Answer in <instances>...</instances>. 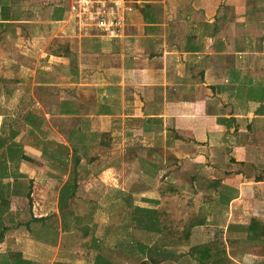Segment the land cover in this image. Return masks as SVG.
Masks as SVG:
<instances>
[{"label": "crops", "instance_id": "obj_1", "mask_svg": "<svg viewBox=\"0 0 264 264\" xmlns=\"http://www.w3.org/2000/svg\"><path fill=\"white\" fill-rule=\"evenodd\" d=\"M70 1L0 0V156H20L0 158V261L53 264L62 225L107 208L130 252L112 262L136 264L134 207H156L165 181L205 200L204 222L166 246L179 264L215 238L235 262L264 264V235L247 237L252 217L264 228V0H130L114 38L77 34ZM32 183L52 189V210L33 211ZM25 198L20 219L11 201ZM82 224L76 264H92L90 239H103Z\"/></svg>", "mask_w": 264, "mask_h": 264}, {"label": "trees", "instance_id": "obj_2", "mask_svg": "<svg viewBox=\"0 0 264 264\" xmlns=\"http://www.w3.org/2000/svg\"><path fill=\"white\" fill-rule=\"evenodd\" d=\"M0 144L2 141L0 140ZM7 158L14 160L18 155L15 150L5 152ZM0 156V158L5 157ZM6 158V157H5ZM15 160H19L17 157ZM6 168L0 167V176L7 175L4 171ZM0 185V193L3 192ZM154 190L158 193L157 206L154 208L134 207L133 219L137 224L138 234H142L147 240H153L151 245H148L144 240L133 236L137 242L134 247L139 250L141 258L136 264H179L172 257L169 251L164 252L162 258L155 255L163 252V249L168 244H177L187 241L192 227L201 225L204 222V215L200 212L199 207L205 200L200 198L197 193L187 192L171 183L165 181L154 182ZM62 202L59 201V208L62 207ZM252 217L248 224L247 237L251 239H259L264 235V228L260 227ZM129 235V232H126ZM2 233L0 232V240ZM145 242V243H144ZM96 239H90V245L95 249L98 247ZM99 250V249H98ZM150 250V251H149ZM149 251V253H148ZM186 254L194 260L193 264H239L235 262L226 251V243L222 238H215L205 242L193 244L189 246ZM17 253H9L8 257L15 256L12 261L9 259L8 264H34L30 260L19 259ZM1 262V261H0ZM53 264H66L60 260H56ZM92 264H113L108 257L100 253L95 255Z\"/></svg>", "mask_w": 264, "mask_h": 264}, {"label": "rangeland", "instance_id": "obj_3", "mask_svg": "<svg viewBox=\"0 0 264 264\" xmlns=\"http://www.w3.org/2000/svg\"><path fill=\"white\" fill-rule=\"evenodd\" d=\"M63 39L64 38H56L55 40L52 41L51 44L53 45V47H55V46H63L64 45V43H63L64 40ZM32 122H34V120H32ZM18 127H19V124H18ZM34 137L35 136H30L32 141L34 140ZM20 143H21V141L17 142L16 144H20ZM19 152L22 153L21 150ZM17 155H18V151H17ZM18 157H20V156H18ZM65 157H66V155H65ZM25 158L27 159V158H31V157L30 156H26ZM32 185H34V183L31 184V189H33L32 190L33 195L31 197V204L35 205L33 207V211L38 214L40 212H47L50 209L52 210V208H54V203H55V199L53 198V196H51L52 195V189L50 188V192H46L45 193V197L41 198V197H39V194L43 193L42 188L39 185L37 187H32ZM25 188L26 187H25L24 181H23L19 186H17V184L16 185L13 184V189L12 190H16L17 189L19 191L24 192ZM61 197L62 196L59 195L58 199H59V201L62 202L63 200H61ZM62 199H64V198H62ZM96 200H98V199H96ZM23 201L25 203H19V201L15 202L14 200L11 201L12 204H16V206H18V209H19L18 213L21 214L19 216H24V217H20V219L25 218V217L27 218L29 216L28 211H27L28 208H27V200H26V198L23 199ZM99 202H100V200H99ZM96 205H97V209L98 208H102V207H98V203H96ZM96 205L94 206V209H95ZM39 208H40V211H39ZM66 208L67 207L65 205L64 209H66ZM79 210L80 209H78L77 212ZM64 211L66 212L67 215H65V213H64L63 214L64 219H63L61 214H60L59 221H61V224H63L64 222L67 221V217L69 215V213H68L69 211L67 209L64 210ZM64 211H62V212H64ZM72 212H73V210H70V214ZM10 214L13 217H16V216L13 215L12 212ZM73 215H72V219L70 218L68 220V222L71 225H76L77 224L76 227H75V231L73 233L72 232L67 233L68 231L65 230L63 225H62L61 230H60L61 232H64L62 234V244L60 243V248L57 251V255H58V258H59L60 261L66 263V264H76L77 261H82L84 259L85 253H84V245H83V243H84L85 239L88 240L89 238H88V235L85 234L86 230L83 232V230H84L83 228H85L86 225L83 226L82 222L87 223V226L88 225H94L95 226L94 227L95 234H97V236H98V237L97 236L96 237L103 239V242H102L101 246L98 245V247L96 249H94V248L91 249V250L94 251L93 252V254H94L93 258H95V255L97 253H100L103 256L106 255L109 258L110 261H112V260L114 261V256H116L117 254L121 255V252H122V255L130 253V252L126 251L128 249L127 246L123 247V242L124 241L121 240V239H125L123 237L125 234H123V232H120L119 230L108 229L109 224H110L109 223V219H110V221H113V220L111 219V215L109 216V213H107V208H106V210H103V212H97V213H94L92 215H90V214L88 215L87 214L86 215L87 217L84 216L83 219H79V220H77V219L75 220V216L76 215H74V216ZM85 218H87V219L85 220ZM23 233L24 234H22V233L21 234L23 236H25L26 232L24 231ZM39 233H40L39 234L40 237H44V235L47 234L48 232L45 233V231H43L44 234L43 233L41 234V231H40ZM135 235L139 239H142L146 243H149V241L146 238H144V236L142 234L139 235L138 232H135ZM133 238H134V236H133ZM166 250H168L167 247H165L163 249V252H161L160 254H156L155 255L153 252H151V255L157 256L158 258H162L164 256L163 255L164 252L166 253ZM149 251H148V253H149ZM133 252L135 253L134 256L137 257V260H138V258H141V254H140L139 250H137L136 247H134V251ZM2 256H4V254ZM131 260L134 263L136 258H132ZM5 261H7V260H3L2 259L0 264H8V262H5ZM40 263L41 264H47L46 262L45 263L40 262ZM118 263L119 264H129V263H123L122 260H120ZM182 264H188V263H182Z\"/></svg>", "mask_w": 264, "mask_h": 264}, {"label": "built area", "instance_id": "obj_4", "mask_svg": "<svg viewBox=\"0 0 264 264\" xmlns=\"http://www.w3.org/2000/svg\"><path fill=\"white\" fill-rule=\"evenodd\" d=\"M131 10L130 0H71L66 19L79 35L97 32L114 38L122 34Z\"/></svg>", "mask_w": 264, "mask_h": 264}]
</instances>
